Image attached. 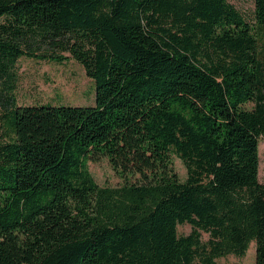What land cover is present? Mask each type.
<instances>
[{"label":"trees","instance_id":"16d2710c","mask_svg":"<svg viewBox=\"0 0 264 264\" xmlns=\"http://www.w3.org/2000/svg\"><path fill=\"white\" fill-rule=\"evenodd\" d=\"M255 22L229 0H0V77L72 57L95 82L91 105L9 96L0 264H217L253 241L264 264V0ZM103 157L122 184L95 181Z\"/></svg>","mask_w":264,"mask_h":264},{"label":"rangeland","instance_id":"374dc122","mask_svg":"<svg viewBox=\"0 0 264 264\" xmlns=\"http://www.w3.org/2000/svg\"><path fill=\"white\" fill-rule=\"evenodd\" d=\"M253 25L255 22V0H229ZM260 46L264 50V28H256ZM27 51L45 52L35 42L28 43ZM27 47V46H26ZM64 55H70L65 53ZM11 79L8 77V74ZM6 75L0 77V117L7 108L9 96L13 95L18 105L27 104H71L91 105L95 102V82L90 78L83 65L70 57L62 62L22 55ZM12 85L10 90L7 85ZM4 134L0 126V143ZM174 167L182 180L187 178V168L183 160L173 156ZM87 168L99 185L118 186L122 178L115 172L107 158L89 160ZM260 181L264 182V138L260 140ZM190 224L178 226L179 234H188ZM204 239L209 235L203 233ZM217 264H256V243L253 241L243 256L229 254L217 258Z\"/></svg>","mask_w":264,"mask_h":264}]
</instances>
